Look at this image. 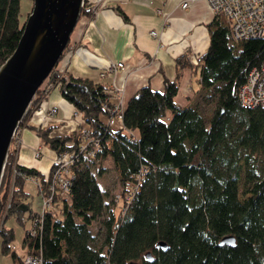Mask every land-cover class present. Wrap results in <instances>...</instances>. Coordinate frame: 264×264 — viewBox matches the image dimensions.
<instances>
[{"label": "trees", "instance_id": "obj_1", "mask_svg": "<svg viewBox=\"0 0 264 264\" xmlns=\"http://www.w3.org/2000/svg\"><path fill=\"white\" fill-rule=\"evenodd\" d=\"M90 5L85 0L81 17H91ZM20 16L21 0H0V65L18 45ZM209 30L210 46L196 64L187 53L180 56L177 77L165 78L162 90L143 86L113 124L116 102L107 83L53 69L48 83L73 104L81 126L56 133L50 121L30 125L28 117L21 126L34 129L56 155L77 157L69 192L54 194L36 234L26 231L20 255L5 223L12 211L19 217L25 212L27 179L36 182L41 198L46 194L52 168L45 174L18 162L12 185L10 150L0 189V236L15 264L29 254H41L42 264H264V106H244L239 98L248 72L264 60V36L236 40L225 18L215 15ZM185 68L198 70L200 89L181 105L175 98ZM44 93L38 89L37 103ZM206 105L213 106L210 116ZM84 127L96 148L81 150ZM107 156L120 199L130 195L123 213L116 211L117 192L96 178L108 173ZM226 236L234 243H222Z\"/></svg>", "mask_w": 264, "mask_h": 264}, {"label": "crops", "instance_id": "obj_2", "mask_svg": "<svg viewBox=\"0 0 264 264\" xmlns=\"http://www.w3.org/2000/svg\"><path fill=\"white\" fill-rule=\"evenodd\" d=\"M98 3L93 17L82 16L72 33L68 47L56 71L75 77L102 81L111 87L112 100L127 101L143 86L162 90L165 78L177 77L176 59L187 53L196 64L210 46L209 23L214 14L204 0L183 9V0H92ZM159 9L161 11H159ZM157 31L158 36L151 34ZM123 62L124 68L102 77L110 63ZM198 71V70H197ZM196 70L184 69L176 101L185 105L195 96L192 75ZM42 110L32 111L27 122L43 123L44 111L52 106L58 113L51 124L56 133H67L81 126L82 121L73 104L53 88ZM18 150L21 165L49 173L56 157L54 150L41 143L34 129L22 128ZM41 147V156L35 152ZM23 254L25 249L22 248Z\"/></svg>", "mask_w": 264, "mask_h": 264}, {"label": "water", "instance_id": "obj_3", "mask_svg": "<svg viewBox=\"0 0 264 264\" xmlns=\"http://www.w3.org/2000/svg\"><path fill=\"white\" fill-rule=\"evenodd\" d=\"M84 6L85 0H33L17 47L0 65V189L13 139L65 53ZM234 241L233 236L222 239ZM159 245L167 248L163 241Z\"/></svg>", "mask_w": 264, "mask_h": 264}, {"label": "built area", "instance_id": "obj_4", "mask_svg": "<svg viewBox=\"0 0 264 264\" xmlns=\"http://www.w3.org/2000/svg\"><path fill=\"white\" fill-rule=\"evenodd\" d=\"M91 5V17L96 14L98 10V3H94L89 0ZM197 0H183L180 6L183 9L188 8L193 2ZM215 16H222L228 23L231 31V35L234 39H246V38H258L264 36V0H204ZM159 11H161L159 9ZM151 34L158 36L157 31H151ZM124 68L123 62L110 63L107 69L100 74L102 77L107 73H114L118 69ZM49 78V77H48ZM48 78L42 83L39 89L45 90L40 101L34 107L33 111L40 109L44 106V102L49 96V92L53 87V84L48 83ZM239 98L244 106L256 107L264 106V60L259 66H254L250 69L247 75L245 83L239 89ZM124 110L123 100L115 103L113 113L115 118L110 120L113 124L116 119H122ZM58 109L55 106L49 107L44 111L43 123L50 119H54L57 116ZM83 136L85 138L81 145V150L85 151L88 145H92L93 148L98 146L97 141H93L89 138L88 129L84 127L82 129ZM22 138L18 131L13 139L10 150H14V160L12 162L13 172H16V166L18 163V150L21 146ZM94 150L90 151L93 155ZM35 156L38 158L41 156V147L35 152ZM77 157V153L65 152L60 155H56L53 161V167L50 174V183L46 194L42 196V204L37 214L32 217V233L35 235L38 225L43 221V216L46 211H51L53 206V198L55 193L60 195H66L71 186L70 168L74 159ZM13 184V180H12ZM117 199H120V194H117ZM130 199V195L126 196V200ZM10 206L8 203L7 208ZM127 205L123 209L126 210ZM5 217L0 221V231L2 229L3 221ZM24 264H42L43 258L41 254L27 255L23 259Z\"/></svg>", "mask_w": 264, "mask_h": 264}, {"label": "rangeland", "instance_id": "obj_5", "mask_svg": "<svg viewBox=\"0 0 264 264\" xmlns=\"http://www.w3.org/2000/svg\"><path fill=\"white\" fill-rule=\"evenodd\" d=\"M32 7H33V0H21V16H20L21 22L26 21L28 15L30 14V12L32 10ZM68 47H70V43L68 44L67 48ZM198 78H199V73L197 71V73H193V75H192L193 90H199L200 89V84L198 82ZM51 90H50V92H51ZM50 92H49V94H50ZM41 97H42V95H41ZM36 105H37V100H35L32 107H35ZM33 109H32V111H33ZM203 110H204L205 115L210 116L211 112L213 111V106L212 105H209V106L206 105L205 107H203ZM32 111L30 112V114L32 113ZM24 126H26V124L22 125L18 129V131L20 132L21 138H22V135H21L22 128ZM102 163L106 168H108V173H106L104 175L96 174V178H97L99 185L103 189L104 188H110L111 191H113V192L115 191V193L117 192V194H119L118 191L120 190V186L117 184V178H116L117 172H116V169L114 167L111 156L105 157L102 160ZM15 175H16V172H13V167H12V180L13 181H14ZM242 187H243V185L241 184L240 185V192L242 190ZM25 190L28 192V196H27V198L24 199V202H25V205H27L28 209H26L25 212H23L20 217L15 211H12L9 214L7 221L5 223V226H6L5 228H12L14 230L15 238L12 241V243L20 255L23 254L22 241H23V238L25 236V233L27 230H29L31 228L33 214L40 210V206H41L40 204L42 202L41 194L39 193V190H38V185L36 184V182L34 180H32V179L26 180ZM120 201L121 202L119 203L118 209L116 208V211L118 210L119 213H123V209L125 208L126 199L125 198L123 200L120 199ZM56 214L61 216V214H59L58 212ZM2 238H3V234L0 236V264H15L13 261V258L11 256V253H3ZM29 255H32V254H29Z\"/></svg>", "mask_w": 264, "mask_h": 264}, {"label": "flooded vegetation", "instance_id": "obj_6", "mask_svg": "<svg viewBox=\"0 0 264 264\" xmlns=\"http://www.w3.org/2000/svg\"><path fill=\"white\" fill-rule=\"evenodd\" d=\"M25 207H27V206H25ZM25 207H23L22 209L26 210V208H25Z\"/></svg>", "mask_w": 264, "mask_h": 264}]
</instances>
